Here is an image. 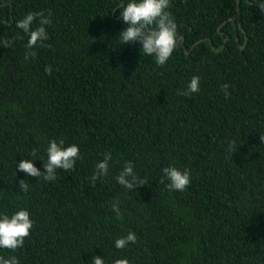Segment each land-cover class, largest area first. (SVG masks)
<instances>
[{"label":"trees","instance_id":"obj_1","mask_svg":"<svg viewBox=\"0 0 264 264\" xmlns=\"http://www.w3.org/2000/svg\"><path fill=\"white\" fill-rule=\"evenodd\" d=\"M127 2L0 0V40L12 39L0 46V214L24 209L33 221L23 247L0 256L19 264H92L94 256L104 264H264V0H170L182 39L163 66L139 42L120 45ZM28 12L51 13L50 47L25 61L28 36L16 21ZM193 76L199 91L177 95ZM51 140L79 147L73 170L57 169L54 181L17 170L32 159L43 172ZM106 152L108 175L93 187ZM127 161L146 185L117 183ZM170 166L189 170L184 191L161 183ZM129 232L136 242L115 248Z\"/></svg>","mask_w":264,"mask_h":264},{"label":"clouds","instance_id":"obj_2","mask_svg":"<svg viewBox=\"0 0 264 264\" xmlns=\"http://www.w3.org/2000/svg\"><path fill=\"white\" fill-rule=\"evenodd\" d=\"M122 5V6H121ZM120 15L126 27L119 33L120 45L139 42L141 50L145 55L154 56L156 62L163 66L171 57L177 46V25L174 22L172 14L167 11L170 7V0H128L126 4H121ZM260 11L264 12V4L260 5ZM51 13L45 16L43 12H28L22 19L16 21V27L21 29L28 36L25 44L24 59L27 61L30 57L35 58L37 55L33 49L37 47H50L45 45L44 41L48 39V33L45 26L51 24ZM34 21H38V26L33 29ZM16 39H23L19 33ZM226 38V37H225ZM12 39L6 38L0 40V46L9 48ZM45 73L51 75L52 67L48 65L44 69ZM198 76H193L187 85L186 90H178L177 95L190 97L191 94L199 91ZM228 84L220 86L225 98L230 96ZM261 141L264 138H261ZM231 148L229 153H233ZM80 149L76 145L64 146V141L51 140L46 149L47 160L43 162L44 171L41 172L32 163V159H22L17 165V170L28 176L38 177L44 181H54L56 179V170L63 169L65 171L73 170L77 159H80ZM32 156L36 155L33 149ZM111 152L103 154V160L97 162L95 170L90 177V183L94 187L95 182L102 176L108 175L109 161H111ZM164 176L161 183L167 179L166 188L169 191H184L190 184V172L188 169L183 171L175 167H165L162 169ZM118 184L128 190H135L138 185H146L133 170L131 161H127L123 169L115 177ZM22 192H27L29 183L25 180L18 182ZM112 211L116 213L117 218L120 217L119 202L112 204ZM33 227V221L27 210L21 209L15 213L0 214V249H7L15 252L18 248H22L24 241L30 235ZM136 235L129 232L126 237L115 240L114 246L117 249L125 248L129 243L136 242ZM92 264H104L101 256H94ZM0 264H19L16 256L5 258L0 256ZM114 264H129L127 259H117Z\"/></svg>","mask_w":264,"mask_h":264},{"label":"water","instance_id":"obj_3","mask_svg":"<svg viewBox=\"0 0 264 264\" xmlns=\"http://www.w3.org/2000/svg\"><path fill=\"white\" fill-rule=\"evenodd\" d=\"M238 2H239V0H237V3H238ZM180 39H182V37H179V38L177 39V41L180 40ZM226 39H227V37L224 39V41H226ZM198 42H199V41H196V42L193 44V46L196 45ZM209 44H210L211 48H213L211 42H210ZM243 47H244V46L242 45L241 48H243Z\"/></svg>","mask_w":264,"mask_h":264}]
</instances>
